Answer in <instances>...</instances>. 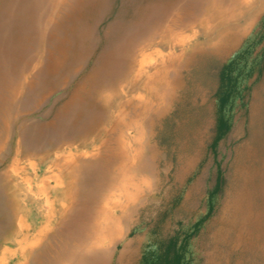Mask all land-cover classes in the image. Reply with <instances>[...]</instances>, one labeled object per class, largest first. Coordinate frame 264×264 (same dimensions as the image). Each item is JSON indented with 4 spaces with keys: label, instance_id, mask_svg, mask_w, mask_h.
<instances>
[{
    "label": "rangeland",
    "instance_id": "1",
    "mask_svg": "<svg viewBox=\"0 0 264 264\" xmlns=\"http://www.w3.org/2000/svg\"><path fill=\"white\" fill-rule=\"evenodd\" d=\"M153 1L0 0V264H139L206 214L217 165L222 184L187 264H264V71L245 80L246 109L236 101L210 149L217 68L259 33L264 0H219L209 29L200 0H175L180 24L168 30L141 22ZM117 156L135 167L121 171Z\"/></svg>",
    "mask_w": 264,
    "mask_h": 264
},
{
    "label": "trees",
    "instance_id": "2",
    "mask_svg": "<svg viewBox=\"0 0 264 264\" xmlns=\"http://www.w3.org/2000/svg\"><path fill=\"white\" fill-rule=\"evenodd\" d=\"M261 29L250 42H247L241 50L235 53L227 61L219 64L215 77L217 86L215 89V117H214V136L210 144V149L215 154L219 141L224 138L231 128L232 111L236 101L241 102L240 106L246 109L248 97L252 90V84L245 82L251 75L259 79L264 71V44L252 61L248 60V54L254 47L264 40V16L261 21ZM259 55V56H258ZM222 184L221 171L217 165L215 183L207 195L208 210L206 214L196 220L189 231L180 230L161 237L158 242L152 244L141 255L139 264H187L186 252L189 239L200 229L204 220L210 216L214 210V197L219 192ZM177 202V199H174ZM164 213L159 222L164 224L166 221ZM160 223L157 226L161 228Z\"/></svg>",
    "mask_w": 264,
    "mask_h": 264
},
{
    "label": "bare ground",
    "instance_id": "3",
    "mask_svg": "<svg viewBox=\"0 0 264 264\" xmlns=\"http://www.w3.org/2000/svg\"><path fill=\"white\" fill-rule=\"evenodd\" d=\"M151 1V0H150ZM201 1V4L203 5V10L205 11H207V13H205V14H202V23H204V22H206L208 25L206 26L207 27V29H209V28H211L212 27V25H213V23H217V24H219V0H200ZM231 1V3L229 4L230 6H232L234 3H236V1L237 0H230ZM167 2H169V3H167ZM66 3V2H65ZM177 2L175 1V0H169V1H161V0H155V1H153V3H149V4H145V6H143V8L141 9V11H139V13H140V15H141V22L142 23H147V21H149V19H151L152 18V20H153V22L154 23H162V21H164V20H166L167 21V24H166V26H167V28H166V30H168V29H170V28H172L170 25H171V23H175V22H178V17H175L174 16V14L172 13V14H170L169 13V7H173V4L175 5ZM243 3H245L244 2V0H238V5H242ZM64 5V4H63ZM206 5V6H205ZM199 6V5H198ZM183 7V6H182ZM186 10V9H185ZM183 11V10H182ZM181 11V13H183ZM195 13V12H194ZM196 14V13H195ZM227 15H228V12L226 13ZM176 15H178V13H176ZM183 15V14H182ZM191 15V14H190ZM194 15V14H193ZM223 15V14H222ZM221 15V16H222ZM229 15H231L230 13H229ZM198 16V15H197ZM189 17V16H188ZM191 17V16H190ZM244 18V17H243ZM213 19V20H212ZM190 20V19H189ZM212 20V22L210 23V21ZM242 21V20H241ZM112 23V22H111ZM179 23V22H178ZM180 24V23H179ZM174 25V24H173ZM162 29H161V25L159 26V28L157 29V33H159V32H161L159 35L161 36L160 38H161V42H163L164 40H165V35H162L163 34V32H165V27H164V25L162 24ZM182 27V26H181ZM180 27V28H181ZM196 27V26H195ZM174 29V28H173ZM193 29V28H192ZM159 30V31H158ZM175 30V29H174ZM184 30V29H183ZM163 31V32H162ZM176 31V30H175ZM172 32V31H171ZM181 32V31H180ZM184 32V31H183ZM193 32V31H192ZM170 33V32H169ZM172 33H174V32H172ZM171 33V34H172ZM194 33V32H193ZM165 34V33H164ZM170 36V35H169ZM181 36V35H180ZM189 36V35H188ZM179 38V37H178ZM182 38V37H181ZM187 38V37H186ZM180 39V38H179ZM163 40V41H162ZM181 40V39H180ZM140 41V40H139ZM138 41V42H139ZM148 41V40H147ZM154 42V41H153ZM148 43V42H147ZM164 43V42H163ZM190 43V42H189ZM86 44V43H85ZM94 44V43H93ZM90 45V44H89ZM141 45V44H140ZM148 45V44H147ZM151 45V44H150ZM165 45V44H164ZM183 45V44H182ZM152 46V45H151ZM162 46V45H161ZM170 46V45H169ZM203 46H205V47H209V45H205V44H203ZM94 47V46H93ZM98 47V46H97ZM144 47V46H143ZM150 48V47H149ZM148 48V49H149ZM179 48V47H178ZM96 50V49H95ZM142 50V49H141ZM141 50L139 51V52H141ZM143 50H144V48H143ZM152 50V49H151ZM139 52H138V54H139ZM133 53L135 54V52L133 51ZM173 54H175V52L173 53ZM184 54V53H183ZM162 55V54H161ZM169 55V54H168ZM102 56V55H101ZM134 56V55H133ZM81 57V56H80ZM136 57V56H135ZM139 57V56H138ZM161 57V56H160ZM164 57V56H163ZM76 59H78V58H76ZM154 59V58H153ZM69 60V59H68ZM71 60V59H70ZM80 60V59H79ZM139 60V59H138ZM142 60V59H141ZM143 61V60H142ZM162 61H163V59H162ZM165 61V60H164ZM74 62V61H73ZM72 62V63H73ZM134 62V61H133ZM139 62V61H138ZM83 64V63H82ZM132 64V63H131ZM134 64V63H133ZM136 64V63H135ZM143 64V63H142ZM153 64V63H152ZM159 64V63H158ZM67 65V64H66ZM73 65V64H72ZM71 65V66H72ZM93 65V64H92ZM91 65V66H92ZM149 65V64H148ZM155 65H157V64H155ZM166 65V64H165ZM84 66V65H83ZM100 66V65H99ZM143 66V65H142ZM82 67V66H81ZM151 67H153V66H151ZM70 68V67H69ZM127 68V67H126ZM143 68V67H142ZM161 68V67H160ZM131 69H132V67H131ZM156 69V68H155ZM159 69V68H158ZM70 69H68V71H69ZM129 70V69H128ZM140 70H141V68H140ZM76 71V70H75ZM127 71V70H126ZM143 71V70H142ZM151 71V70H150ZM79 72V71H78ZM131 72V71H130ZM133 72V71H132ZM160 72H163V71H160ZM159 72V73H160ZM70 73V72H69ZM73 73H74V71H73ZM121 73V72H120ZM75 74V73H74ZM150 74V73H149ZM161 74V73H160ZM73 75V74H72ZM141 75V74H140ZM154 75V74H153ZM164 75V74H163ZM166 75V74H165ZM135 76V75H134ZM157 76V75H156ZM37 77V76H36ZM118 77V76H117ZM119 77H120V75H119ZM153 77V76H152ZM165 77V76H164ZM104 78V77H103ZM144 78V77H143ZM110 79V78H109ZM114 79V78H113ZM113 79H112V81H113ZM161 79H162V77H161ZM30 80V79H29ZM95 80V79H94ZM164 80V79H163ZM143 81V80H142ZM7 82V81H6ZM66 82H68V81H66ZM99 82V81H98ZM105 82H106V80H105ZM157 82V81H156ZM160 82V81H159ZM163 82V81H162ZM8 83V82H7ZM101 83V82H100ZM104 83V82H103ZM161 83V82H160ZM6 84V83H5ZM9 84V83H8ZM116 84H117V82H116ZM115 84V85H116ZM158 84V83H157ZM163 84V83H162ZM87 85V84H86ZM104 85V84H103ZM154 81H153V87H154ZM12 88H13V86H11ZM96 87V86H95ZM141 87L142 88H145L144 89V91L145 90H148V88L151 90L152 89V85H151V82H150V79H149V81L148 82H146V83H143L142 85H141ZM158 87H159V85H158ZM93 88V87H92ZM110 88V87H109ZM88 89H89V87H88ZM140 89V88H139ZM92 91V90H91ZM109 91H110V89H109ZM124 91V90H123ZM153 91V90H152ZM93 92V91H92ZM136 92V91H135ZM102 93V92H101ZM108 93V92H107ZM151 93V92H150ZM87 95V94H86ZM100 96V95H99ZM107 96V95H106ZM148 96V95H147ZM156 96L157 97H159V98H162V100H165L167 97H168V92L167 93H165L164 95H159V94H156ZM153 97V96H152ZM128 98V97H127ZM158 98V99H159ZM87 99V98H86ZM115 99V98H114ZM129 99V98H128ZM140 99L141 98H138L137 100L138 101H140ZM149 99V98H148ZM113 101H115V100H113ZM150 101V100H149ZM116 102V101H115ZM114 102V103H115ZM130 102V101H129ZM137 102V101H136ZM144 102H146V101H144ZM148 103V102H147ZM154 103V102H153ZM163 103V102H162ZM116 104V103H115ZM120 103H118V105H119ZM134 104V103H133ZM133 104H132V106H133ZM138 104V106H139V103H137ZM83 105V104H82ZM151 105V104H150ZM150 105H147V107L148 108H150L151 106ZM75 106V105H74ZM111 106H113V105H111ZM125 107V106H124ZM144 108H146V106H143ZM156 107V106H155ZM83 108V107H82ZM115 108H116V106H115ZM162 108V107H161ZM84 109V108H83ZM112 109V108H111ZM118 109V108H117ZM151 109V108H150ZM19 110V109H18ZM70 110H71V108H70ZM69 110V111H70ZM110 111V110H109ZM145 110H138V112H137V114H138V116L139 117H141V115L140 114H142L143 112H144ZM71 112V111H70ZM120 112V111H119ZM73 113V112H72ZM71 113V114H72ZM98 113V112H97ZM110 113V112H109ZM118 113V112H117ZM124 113V112H123ZM146 113H147V110H146ZM156 113L157 114H159L160 113V111L159 110H157L156 111ZM60 114V113H59ZM82 114V113H81ZM89 114V113H88ZM101 114V113H100ZM67 115V114H66ZM117 115V114H116ZM123 115V114H122ZM130 115V114H129ZM143 115H145V113L143 114ZM147 115H149V114H147ZM83 116H86V115H83ZM112 116V115H111ZM59 117V116H58ZM136 117V116H135ZM68 118V117H67ZM110 118H112V117H110ZM131 118H134L133 116L131 117ZM70 119V118H69ZM113 119V118H112ZM48 120V119H47ZM63 121H65V120H63ZM71 121V120H70ZM139 121V120H138ZM57 122V121H56ZM69 122V121H68ZM68 122H66V123H68ZM149 122H150V120H149ZM143 123V122H142ZM65 123H63V125H64ZM127 124V123H126ZM129 124V123H128ZM67 125V124H66ZM108 125H109V123H108ZM121 125V124H120ZM68 126V125H67ZM115 126V125H114ZM116 127V126H115ZM107 128V127H106ZM124 128V127H123ZM131 128H133V127H131ZM99 129V128H98ZM97 129V130H98ZM119 129V128H118ZM134 129V128H133ZM143 129V128H142ZM131 130V129H130ZM144 130H145V127H144ZM124 131V130H123ZM142 131V130H141ZM55 132V131H54ZM79 132V131H78ZM117 132V131H116ZM120 132H122V131H120ZM57 133V132H56ZM72 133V132H71ZM123 133V132H122ZM55 134V133H54ZM46 135V134H45ZM107 135V134H106ZM115 135V134H114ZM125 135V134H124ZM135 135H138L139 136V134H136L135 133ZM47 136V135H46ZM58 136V135H57ZM60 136V135H59ZM101 136V135H100ZM2 137V136H1ZM52 137V136H51ZM70 137H73V136H70ZM106 137V136H105ZM77 138V137H76ZM99 138V137H98ZM109 138V137H108ZM1 139V138H0ZM3 139V138H2ZM1 139V140H2ZM141 139V138H140ZM143 139H144V137H143ZM102 140H103V138H102ZM75 141V140H74ZM94 141V140H93ZM135 141V140H134ZM1 142V141H0ZM75 143V142H74ZM84 143V142H83ZM98 144V143H97ZM127 144V143H126ZM125 144V145H126ZM144 145V144H143ZM107 146V145H106ZM137 146V145H136ZM135 146V147H136ZM127 147V146H126ZM142 147V146H141ZM37 148V147H36ZM103 148V147H102ZM112 148H114V147H112ZM116 149V148H115ZM59 150V149H58ZM87 150V149H86ZM94 150V149H93ZM112 150V149H111ZM32 151V150H31ZM119 151V150H118ZM122 151V150H121ZM127 151V150H126ZM115 152V151H114ZM120 152V151H119ZM75 154V153H74ZM88 154V153H87ZM117 154V153H116ZM69 155V154H68ZM67 155V156H68ZM73 155V154H72ZM77 155V154H76ZM78 156V155H77ZM115 156V155H114ZM73 157V156H72ZM107 157V156H106ZM119 157H121V156H117V158H119ZM75 158V157H74ZM73 158V159H74ZM78 160V159H77ZM68 161V160H67ZM80 162V161H79ZM137 162H138V160H137ZM120 169H121V171H126V169H128V167H135V164H134V162H131L128 158H125V159H123L122 157H121V159H120ZM80 164V163H79ZM109 165V164H108ZM112 165V164H111ZM80 166V165H79ZM123 166H128V167H125V168H123ZM79 168V167H78ZM75 171V170H74ZM133 171H135V168L133 169ZM77 172V171H76ZM123 172V173H124ZM144 172V171H143ZM126 173V172H125ZM131 173H133V172H131ZM136 173H134V175H135ZM139 175V174H138ZM137 175V176H138ZM263 176V175H262ZM120 177V176H119ZM60 178V177H59ZM145 179H147V178H145ZM261 179V178H260ZM248 180V179H247ZM125 181H129L128 179L127 180H125ZM151 181V180H150ZM130 182H132V181H130ZM244 183H246L245 181H243ZM149 183V182H148ZM249 183V182H248ZM251 184V183H250ZM72 186V185H71ZM246 186V185H245ZM251 187V186H250ZM248 188V187H247ZM241 189V188H240ZM244 190H243V192L244 191H246L247 189H245V188H243ZM250 190V189H249ZM40 191V190H39ZM43 191V190H42ZM118 191V190H117ZM122 193L123 194H125V195H128V193L129 192H127V190H126V183L125 184H123V188H122ZM74 192V191H73ZM116 192V191H115ZM247 192V191H246ZM250 193V192H249ZM119 195V194H118ZM13 196V195H12ZM16 197V196H15ZM50 197V196H49ZM14 198V197H13ZM17 199V198H16ZM139 200V199H138ZM114 201V200H113ZM66 202V201H65ZM63 204H64V202H62ZM115 203V202H114ZM114 203H113V206L112 207H114ZM116 204V203H115ZM11 206H12V204H11ZM117 205H115V207H116ZM232 206V205H231ZM15 207V206H14ZM54 207V206H53ZM114 207V208H115ZM233 207V206H232ZM8 209V208H7ZM6 209V210H7ZM129 209V208H128ZM58 210V209H57ZM18 211V210H17ZM121 212V211H120ZM119 212V213H120ZM4 213H5V211H4ZM7 213H9V212H7ZM112 213V212H111ZM123 213V212H122ZM38 214V213H37ZM55 214V213H54ZM5 216V215H4ZM7 216V215H6ZM116 217V216H115ZM7 219V218H6ZM39 219V218H38ZM43 219V218H42ZM45 220V219H44ZM39 221H42V220H39ZM25 222V221H24ZM38 223V222H37ZM43 224V223H42ZM48 224V223H47ZM31 225V224H30ZM120 225H121V223H120ZM33 226V225H32ZM123 226V225H122ZM42 227V226H41ZM50 229V228H49ZM54 229H55V227H54ZM116 229V228H115ZM20 232V231H19ZM21 233V232H20ZM19 235V234H18ZM110 235H113V234H110ZM36 236V235H35ZM20 237V236H19ZM108 237V236H107ZM18 238V237H17ZM109 238V237H108ZM30 239V238H29ZM43 239V238H42ZM49 240V239H48ZM109 240V239H108ZM113 240V239H112ZM27 241V240H26ZM104 241V240H103ZM21 242V241H20ZM38 242H39V240H38ZM45 242V241H44ZM110 242V241H109ZM39 244V243H38ZM38 244H37V246H38ZM106 245V244H105ZM112 245V244H111ZM118 245V244H117ZM37 246H36V249H37ZM89 247V246H88ZM100 247V246H99ZM129 247V246H128ZM2 252V251H1ZM13 252V251H12ZM114 252H116V251H114ZM24 254V253H23ZM34 254V253H33ZM113 258V257H112ZM116 258V257H115ZM27 259V258H26ZM29 259V258H28ZM15 260V259H14ZM13 260V261H14ZM33 262V261H32ZM75 263V262H74ZM23 264V263H22Z\"/></svg>",
    "mask_w": 264,
    "mask_h": 264
}]
</instances>
